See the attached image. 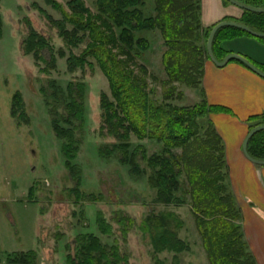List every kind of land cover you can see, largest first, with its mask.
Masks as SVG:
<instances>
[{
	"label": "rangeland",
	"instance_id": "374dc122",
	"mask_svg": "<svg viewBox=\"0 0 264 264\" xmlns=\"http://www.w3.org/2000/svg\"><path fill=\"white\" fill-rule=\"evenodd\" d=\"M67 1L0 0V263H5L7 252L35 249L37 264H66L67 254L74 255L75 248L83 243V235L92 233L103 245L117 247L120 256H126L119 264H209L190 203L157 201L156 189L148 182L150 169L140 156L136 158L141 170L138 174L120 161L121 152L105 153L116 143L114 138L99 132L100 94L111 95L108 80L97 65L69 72L66 56L61 58L57 53L58 49L66 53L68 50L51 19L71 14ZM83 1L92 14L97 12L96 0ZM222 2L224 6L232 5ZM144 3V12L152 14L154 0ZM201 3L202 0L196 43L203 49L205 63L210 61L206 53L208 31L221 20L204 23ZM33 31L47 38V44L39 48V56L28 50ZM142 35L151 46L135 58L143 68L134 66L133 70L152 101L169 107H191L199 102V89L177 83L171 89L165 84L167 75L161 58L165 46L159 31H143ZM230 44L238 45L235 40ZM241 46L264 57V50L258 46ZM82 47L84 44L73 51L79 53ZM79 82L85 86L82 119L70 116L67 107L68 86ZM16 94L22 108L13 105ZM73 95L79 99L77 93ZM15 109L22 118L12 115ZM211 114L199 118L197 125L206 128L209 122L213 123ZM69 117L72 125L65 122ZM53 118L78 141V152L69 166L62 150L69 139L56 136ZM229 127L227 123L223 125L225 134L231 135ZM138 144L146 147L147 155L161 148L132 136L129 153ZM173 151L180 153L179 148ZM229 178L228 174V181ZM234 198L241 213L235 195ZM169 211L180 222L176 230L184 243L181 251L157 250L153 243V227ZM98 215L107 232L100 229ZM146 222L149 229H144ZM237 223H242V214Z\"/></svg>",
	"mask_w": 264,
	"mask_h": 264
},
{
	"label": "trees",
	"instance_id": "16d2710c",
	"mask_svg": "<svg viewBox=\"0 0 264 264\" xmlns=\"http://www.w3.org/2000/svg\"><path fill=\"white\" fill-rule=\"evenodd\" d=\"M224 1L230 4L228 0ZM237 1L264 7V0ZM96 4L97 12L92 14L83 0H69L67 6L71 14L63 13L61 19L51 21L68 50V53L64 49L57 51L59 57L66 56L67 70L75 72L97 65L108 80L111 95L100 94L99 132L114 138L116 143L105 153L121 152L120 161L129 164L131 171L138 174L141 170L136 158L140 156L150 169L148 182L156 189L157 201L190 203L209 264H257L242 226L237 223L241 213L230 190L222 137L212 122L206 128L197 125L199 118L210 113L234 115L227 106L209 103L202 88L204 52L196 43L200 31V0H154L152 14L144 12V0H96ZM221 20L237 21L264 32V12L242 9L240 16L226 15ZM152 30L159 31L165 46L161 57L167 75L165 84L171 89L177 83L200 90L201 100L191 107H169L153 102L140 76L134 73V66L143 68L135 58L151 46L142 33ZM239 36L253 37L264 43V38L254 37L238 27L222 26L213 38L215 57L222 60L229 53L221 47V42ZM46 39L40 32H31L28 50L39 56V48L47 44ZM82 44L84 47L75 53L73 48ZM52 51L50 47L53 54L50 62L54 66L56 61ZM247 58L264 71L263 64ZM230 61L245 66L237 59ZM84 89L81 82L69 84L67 107L70 116L82 119ZM74 92L79 95L78 100ZM13 105L22 108L17 94L13 97ZM17 114L22 118L17 109L12 111L13 116ZM65 122L70 123V117ZM247 122L251 130L264 123V113L249 115ZM52 126L57 137L69 139L62 147L65 163L69 166L78 152V141L70 130L66 132L59 127L56 118L52 119ZM132 136L160 145V151L147 155L146 147L138 144L129 153ZM177 148L180 149L178 154L173 151ZM247 149L252 157L264 159V129L249 138ZM100 153L105 154L102 150ZM174 219V213L165 212L154 225L152 239L157 250H183L184 243L177 237L176 230L180 222ZM97 220L100 229L107 232L101 215ZM144 229H149L147 222ZM81 240L83 243L75 248L74 255L67 254L66 264H119L126 259V256H120L117 247L103 245L92 233L83 235ZM36 256L33 249L7 252L5 263L0 264H37Z\"/></svg>",
	"mask_w": 264,
	"mask_h": 264
},
{
	"label": "crops",
	"instance_id": "0c3cea01",
	"mask_svg": "<svg viewBox=\"0 0 264 264\" xmlns=\"http://www.w3.org/2000/svg\"><path fill=\"white\" fill-rule=\"evenodd\" d=\"M201 9L204 23L221 20L226 15L238 17L241 14V8L234 4L224 6L222 0H202ZM233 40L238 43L235 47L230 44ZM241 44L264 50L263 42L249 36L224 40L220 45L229 53L242 51L252 55L249 56L251 59L264 65L263 56H255L251 50L247 52L248 49ZM202 84L209 103L227 106L234 112V115L213 113L210 118L225 145L229 184L241 208L244 238L256 263L264 264V164L249 160L242 149L249 131L247 117L264 113V78L239 62L229 61L219 67L210 59L205 61ZM226 123L231 126V135L225 134L223 125Z\"/></svg>",
	"mask_w": 264,
	"mask_h": 264
},
{
	"label": "water",
	"instance_id": "95a60500",
	"mask_svg": "<svg viewBox=\"0 0 264 264\" xmlns=\"http://www.w3.org/2000/svg\"><path fill=\"white\" fill-rule=\"evenodd\" d=\"M228 1L234 5L242 8V9H247V10L256 11V12H264V7H254V6L246 5V4L241 3L237 0H228ZM226 25L238 27V28L248 32L249 34H251L254 37L264 38V32L255 31L243 23L233 21V20H221V21L217 22L212 27V29L209 33L208 39H207L206 49H207V53L209 55V58L219 67L225 66L227 64V62H229L231 59H237V60L241 61L251 71H253L257 75L264 78V71L262 69H260L259 67H257L245 55H242V54L236 53V52H230L222 60H218L215 57V54H214L213 48H212V43H213V38H214L215 32L217 31L218 28H220L222 26H226ZM262 129H264V123L253 127L251 130L248 131V133L246 134V136L243 140V143H242V149H243V153L245 154V156L249 160L253 161L254 163L261 164V165L264 164V159H257V158L252 157L248 152L247 145H248L249 138L254 133H256L257 131L262 130Z\"/></svg>",
	"mask_w": 264,
	"mask_h": 264
}]
</instances>
